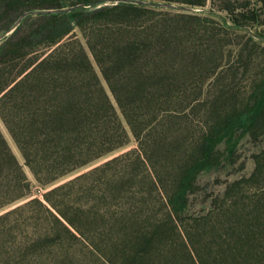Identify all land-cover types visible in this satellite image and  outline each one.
Here are the masks:
<instances>
[{"label":"trees","instance_id":"16d2710c","mask_svg":"<svg viewBox=\"0 0 264 264\" xmlns=\"http://www.w3.org/2000/svg\"><path fill=\"white\" fill-rule=\"evenodd\" d=\"M205 4L0 0V36L29 13L0 43V122L22 161L0 131V212L28 198L0 214V264H264V147L248 176L184 210L190 173L220 163L264 88V63L241 50L224 65L227 33L182 12ZM248 134L264 138V105Z\"/></svg>","mask_w":264,"mask_h":264},{"label":"rangeland","instance_id":"374dc122","mask_svg":"<svg viewBox=\"0 0 264 264\" xmlns=\"http://www.w3.org/2000/svg\"><path fill=\"white\" fill-rule=\"evenodd\" d=\"M182 12L187 14H194L199 17L210 18L213 21L217 22L227 33L224 36V39L228 41L227 43H225V45H227L229 48L226 46L221 54V63H223L224 65H231L232 63H235V59L237 58V55L241 50L243 51V56L251 53V55L257 59L256 62L264 63V0H206V4L204 7H196V10L194 12ZM27 14L29 13H24L22 15H24L25 17ZM22 15H20V17ZM24 17L19 21V24L24 19ZM71 23H73L72 18ZM35 27V23H28L25 27V32L32 31L33 29H35ZM5 34L0 36V43L9 36ZM250 37L254 39L253 42L246 41ZM252 43H254V45H252ZM227 49H229V51H226ZM217 57H220V54H217ZM244 58L246 59V57ZM244 58L242 59L243 61L245 60ZM236 65L237 63L235 64V66ZM261 67H263V65ZM261 67H248L249 72L246 74L245 78H238L240 80L237 83L241 91L247 90L249 92L250 86H253L254 82L261 79ZM226 77L228 76L226 75ZM253 79L256 80L253 81ZM225 83H228V80H225ZM259 97V100L255 104H253L252 110L247 114L236 118L233 121L230 129L223 133L222 137L220 138L218 144V149L222 154V160L220 161V163L212 167L198 166L190 173L188 179L193 185H196L197 191L193 194H190L188 191H186L183 194L185 211L194 212L201 209H206L211 197L223 192L225 182H231L241 176H248L251 173L254 166L253 156L259 153L260 150L264 147V138L258 137L256 138V140L251 139L248 134V126L250 125L252 118L264 105V88L259 91ZM0 131L14 155L17 157L19 162L22 163L14 144L6 133L1 122ZM133 147H135L134 143L130 144V146H128V148H126L125 150ZM125 150H122L119 153ZM109 158H106L86 169H83L65 178L52 187L70 180L81 173L86 172L87 170L99 165ZM24 170L28 180L33 184L32 193L29 199H41L43 193L46 192L48 188H38L33 183L32 176L27 171V169ZM27 200L28 198L9 207L5 211L15 208L23 204ZM5 211L0 212V214ZM75 251L79 255L83 253L79 249V247L75 248ZM85 256V260L87 261L85 264H91V258L89 259V256L86 254Z\"/></svg>","mask_w":264,"mask_h":264},{"label":"water","instance_id":"95a60500","mask_svg":"<svg viewBox=\"0 0 264 264\" xmlns=\"http://www.w3.org/2000/svg\"><path fill=\"white\" fill-rule=\"evenodd\" d=\"M24 17V15H22L14 24L13 26L6 32L5 35H10L15 29L16 27L18 26L19 24V21Z\"/></svg>","mask_w":264,"mask_h":264}]
</instances>
